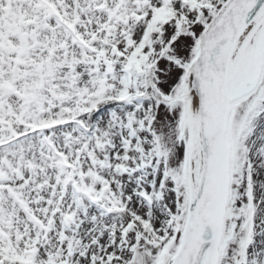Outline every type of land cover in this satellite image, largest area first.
I'll use <instances>...</instances> for the list:
<instances>
[{"label": "snow or ice", "instance_id": "1", "mask_svg": "<svg viewBox=\"0 0 264 264\" xmlns=\"http://www.w3.org/2000/svg\"><path fill=\"white\" fill-rule=\"evenodd\" d=\"M0 264H264V0H0Z\"/></svg>", "mask_w": 264, "mask_h": 264}]
</instances>
